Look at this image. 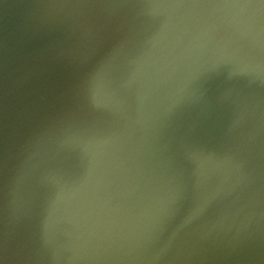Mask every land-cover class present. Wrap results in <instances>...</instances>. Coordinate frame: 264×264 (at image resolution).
I'll return each instance as SVG.
<instances>
[{
	"label": "water",
	"instance_id": "water-1",
	"mask_svg": "<svg viewBox=\"0 0 264 264\" xmlns=\"http://www.w3.org/2000/svg\"><path fill=\"white\" fill-rule=\"evenodd\" d=\"M0 264H264V0H0Z\"/></svg>",
	"mask_w": 264,
	"mask_h": 264
}]
</instances>
